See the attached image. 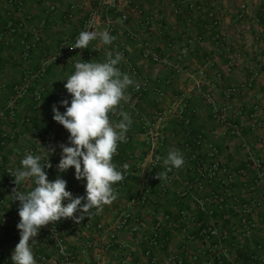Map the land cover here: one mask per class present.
<instances>
[{"label": "crops", "instance_id": "crops-1", "mask_svg": "<svg viewBox=\"0 0 264 264\" xmlns=\"http://www.w3.org/2000/svg\"><path fill=\"white\" fill-rule=\"evenodd\" d=\"M49 1L55 3L54 11H47ZM49 1L23 0L15 6L9 0H0V108L11 96L14 85L27 80L31 87L26 97L17 102L15 120L7 127L13 138L0 149V172L21 166L31 145L33 128L42 139L33 154H44L49 147L60 151L59 144L66 143L65 132L49 111L54 103L63 112L65 108L59 102L70 100L62 79L74 72L75 63L81 62L91 47L95 48L93 58L87 62H102L106 52L115 54V46L121 43L138 75L131 76L122 61L119 68L135 84L142 82L136 103L132 101L134 84L126 91L128 98L109 114L113 122L121 119V110L132 119L126 142L118 143L113 156L118 168L127 164L128 169L125 178L114 185L118 196L111 204L99 212L91 209L79 223L71 218L54 223L66 250L73 252L79 264H152V257L145 254L140 242L142 236H148L156 243L152 247L154 257L165 264L174 260L180 261L176 264H187L189 257L183 256L186 251L194 264H210L215 258L223 264H264V183L257 177L252 161L258 158L264 170L262 1L218 0L222 16L216 30L203 17L214 0H195V9L179 16L170 11L172 0H115V5L128 14L127 21L111 34L115 40L110 45L93 40L88 48L63 54L61 42L76 33L94 7L98 6L101 12L94 31L104 30L106 6L99 4L100 0ZM241 3L246 4L248 14L239 20L236 11ZM135 4L140 11L134 9ZM117 11L110 9L112 14ZM143 14L152 16V20L140 31L138 24ZM44 15L46 23L37 36L38 22ZM254 17L259 18V23L252 22ZM215 31L224 35L229 50L213 39ZM21 41L31 42L26 56ZM143 42L160 56L174 59L182 55V70L175 72L172 67L158 66L143 58ZM238 47L242 55L233 56ZM207 59L212 62L202 79L199 72ZM42 66L43 76L35 77L33 74ZM197 80L200 85H196ZM231 85L243 87L227 101L225 111L228 121L242 125L243 134L239 137L230 134L226 124L212 116L202 96L209 91L220 103L224 88ZM41 87L43 92L37 100L35 93ZM153 138L157 143L152 149ZM209 144L217 148L215 162L207 153ZM171 149L182 152L185 164L168 171L163 158ZM51 154L52 167L45 169L47 178L54 180L59 175L76 190L75 195H83L84 181L74 178L71 167L59 172V159ZM202 171L212 174L207 180L201 179L198 186ZM161 174L167 178L159 181L157 175ZM19 187L27 192L32 182ZM246 206L251 208L248 213L243 212ZM3 210L6 221H0V264L6 259L13 264L11 253L19 241L16 225L20 217L11 206L6 205ZM126 215V223L120 225ZM245 217L252 222L250 229L243 222ZM74 224L80 226L78 238L71 228ZM209 226L216 227L220 234L210 238L201 235ZM110 234L114 235L112 246L102 249L100 246ZM85 242L91 245L89 249H84ZM41 246L33 252L34 258L41 253L47 261L36 260L37 264H64L55 246Z\"/></svg>", "mask_w": 264, "mask_h": 264}, {"label": "clouds", "instance_id": "clouds-1", "mask_svg": "<svg viewBox=\"0 0 264 264\" xmlns=\"http://www.w3.org/2000/svg\"><path fill=\"white\" fill-rule=\"evenodd\" d=\"M99 39L104 45H110L115 37L105 29L103 31H81L73 48H88L91 41ZM123 60L120 52H106L102 62L83 60L74 65V72L67 78L65 89L70 100L59 103L65 110L61 112L52 107L53 119L62 125L69 136L67 143H60V159L56 164L59 172L74 170V178L84 181V194L74 195L67 189V181L59 175L54 180L47 178L45 169L51 168L50 153L55 147H49L44 154H26L20 167L11 176L15 188L12 199L19 201L16 227L19 241L11 253L13 264H37L33 255V244L39 229L62 218H71L79 223L91 209L98 212L104 205L111 204L118 196L114 185L125 178L128 165L118 168L113 162L118 143L126 142L127 132L132 124L128 112L121 110L118 122L110 121L109 114L126 100V91L135 81L122 72L119 64ZM44 148V147H43ZM45 149V148H44ZM157 161L161 157H156ZM185 159L179 149H171L163 158L168 171L179 169ZM159 181L166 174L157 175ZM32 182L27 192L20 190L21 184Z\"/></svg>", "mask_w": 264, "mask_h": 264}, {"label": "built area", "instance_id": "built-area-1", "mask_svg": "<svg viewBox=\"0 0 264 264\" xmlns=\"http://www.w3.org/2000/svg\"><path fill=\"white\" fill-rule=\"evenodd\" d=\"M49 1V0H48ZM52 1V0H51ZM58 1H63V0H58ZM262 3L264 4V0H261ZM23 0H9V3L11 5H15V6H20L22 4ZM99 4L106 6L104 9L106 11V15H105V29H107L110 34L113 33V31L115 30V28L121 24H124L127 19H128V14H126V12L122 11L121 8L119 6L115 5V0H100ZM195 0H172L170 2V11L172 12L173 15L179 16V15H187L188 12H190L191 10L195 9ZM116 8L117 14H112L110 13V9L111 8ZM134 9L137 11H140L139 5L135 4L134 5ZM55 10V3L54 2H50L47 5V11H54ZM248 14V10H247V6L244 3H241L238 10L236 11V19H243L247 16ZM221 12L218 8V0H214L212 5H210V7L208 8V10L206 11V13L204 14L203 17H205V19H207L209 21V26L212 29H216L219 27L220 25V19H221ZM101 19V12L99 7H94L92 10H90V12L88 13V15L86 16L83 24L81 26H79V28L77 29L76 33L70 38V39H65L61 42V53H68V52H75L77 50H79L78 48H73L72 46L75 43V40L77 39L79 33L81 31H94L96 26L99 24ZM152 20V16L148 15V14H143L141 20L139 21V30L143 31L146 28V25L151 22ZM252 22L257 24L259 23V18L254 17L252 18ZM46 23V15H44L42 18H40L39 22H38V30H36V35L38 36L40 29L42 27L45 26ZM213 39L216 40L220 46L226 50H229L230 44L227 43L226 38L224 37V35H222L220 32H213ZM257 39L260 40L259 36L257 37ZM193 41L198 42L196 39H194ZM21 46L23 48V55L26 56L30 49H31V42H26V41H21ZM95 48H90L88 51H86L83 56L82 59L83 60H89L91 58H93V51ZM115 52H120L123 55V60L122 62L126 64V67L128 69V71L130 72L131 76H137L138 75V71L136 69V67L128 60L126 54H125V49L123 44L119 43L115 46ZM141 55L143 58H145L146 60H148L151 63H154L158 66H162V67H172L174 69L175 72L181 71L182 70V55H177L174 59L170 58L169 56H160L157 53L153 52V50L150 48V46L147 44V42H143L142 43V49H141ZM242 55V51L241 48H236L233 52V56L236 57H240ZM212 60L211 59H207L204 62V68L203 70H201L199 72L200 77L203 79L205 77V70L206 68H208L211 65ZM44 66H42V70H39L38 72H36L35 74H33L35 77H41L44 74ZM201 81L197 80L196 81V85H200ZM30 84L29 81L24 80L16 85H14L12 87V93L11 96L9 97V99L5 102V104L3 105V107L0 108V149L5 148V146L7 145L8 141L10 139L13 138V134L12 132H10L9 129H7L8 125H11L13 123V121L15 120V116H16V104L18 101L24 99L27 95V93L30 90ZM242 86H238V85H231L228 86L226 88H224L223 90V94H222V102H217L214 97L209 93V91H204L202 93V96L204 98V100L206 101V103L208 104L209 108H210V113L212 114L213 117L219 119L220 121H223L226 126L228 127V130L230 132V134L234 135V136H241L243 134V127L241 124H238L236 122H230L225 118V111H226V104L227 101L231 100L235 95H237L241 90H242ZM142 90V82H138L137 84L134 85V95H133V102L136 103L138 100V97L140 95V92ZM43 92V87H41L38 91H36L35 93V98L38 100L41 98ZM158 95H162L161 92H159ZM52 105H55L54 103H52ZM49 114L52 115V109L49 111ZM254 124L255 126H259V120L258 118L255 116L254 117ZM5 125V126H4ZM63 130L65 132V136H66V143H67V138L69 136V133L67 132V130L63 127ZM199 138L197 137V142H199L200 140H198ZM156 139L153 138L150 141V145L151 148H155L156 146ZM42 144V139L41 136L39 135V132L33 128L32 129V138H31V145L30 148L28 150V153H33L34 150L39 147ZM207 153L209 155L210 158H212V160L215 162L216 160V156H217V148L212 145L209 144L208 148H207ZM2 154H0V163L3 161ZM52 158H57L60 159V151H56L54 153L51 154ZM253 158V157H252ZM253 164L255 166V170H256V174L257 177L264 183V170L262 168L261 165V161L258 158H253ZM14 170L11 168H5L4 170V174L0 172V189H1V195H0V221H2V223L5 220V218L3 217L4 215V210L3 207L8 205L11 206V208L14 211L18 212V205H19V201H14L11 200L12 199V192L13 189L16 187L14 184V177L11 176V173ZM212 173H206V172H200V182H198V186L201 185V179L203 180H207L209 178V176ZM67 189L70 190L74 195L76 194V190H73L72 188H70L68 182H67ZM22 191V190H21ZM250 206H246L243 209L244 213H248L250 211ZM129 215H126L122 220H120V225L121 224H125L126 223V218H128ZM243 222L246 224V226L248 227V229H250L253 225L252 222L248 219V217H245L243 219ZM101 227V225H100ZM71 228L73 230L74 236L75 237H79L80 236V226L78 225H71ZM220 232L219 230L214 227V226H209L208 228H206V230L202 231L201 235L210 238L212 236H216L219 235ZM114 235L110 234V237L108 239V241L104 244L101 245L100 247L102 249H107L109 247L112 246V242H110L111 240H113ZM140 242L142 243V245H144V250H145V254L146 255H150L152 257L151 262L152 264H165V262L163 261H159L157 260L154 255H153V249L152 247L156 244L155 240L153 238H150L148 236H142L140 238ZM41 243L43 244H52L53 246H55L58 254L60 255V257L62 258L64 264H79L78 261L76 260V258L74 257L73 252L66 250L64 243H63V237L61 235V233L59 232L57 226L54 223H50L46 226H42L39 229L38 235L35 239V243L33 244V252L37 249V248H41ZM85 248L84 249H89L91 247V245L89 244V242H85ZM183 256L185 257H189L188 259V263L187 264H194V259L189 255V253L186 251L183 253ZM36 260L38 262H44L47 261L46 256L44 254L38 253L36 255ZM99 258V256H97ZM97 258V259H98ZM180 261L178 260H174V261H170L169 264H176L179 263ZM3 264H9L8 260L6 259V261ZM210 264H223L222 260H220L219 258H215V260H212L210 262Z\"/></svg>", "mask_w": 264, "mask_h": 264}]
</instances>
